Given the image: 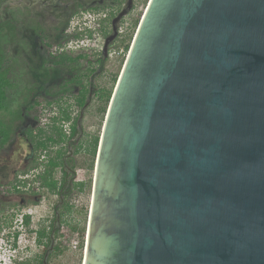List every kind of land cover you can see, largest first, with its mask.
<instances>
[{"label":"water","instance_id":"water-1","mask_svg":"<svg viewBox=\"0 0 264 264\" xmlns=\"http://www.w3.org/2000/svg\"><path fill=\"white\" fill-rule=\"evenodd\" d=\"M82 264H264V0L148 1L105 113Z\"/></svg>","mask_w":264,"mask_h":264},{"label":"rangeland","instance_id":"rangeland-1","mask_svg":"<svg viewBox=\"0 0 264 264\" xmlns=\"http://www.w3.org/2000/svg\"><path fill=\"white\" fill-rule=\"evenodd\" d=\"M149 0H131L130 11L123 16L120 25L115 23L117 30V42L106 46L107 56L102 65V74L95 79L96 87L103 88L113 92L118 74L122 68L126 56L118 54L119 49L123 46L130 45L133 38L136 26L146 8ZM128 0H124L122 11L127 8ZM112 2L109 0H5L0 8V20L10 19L12 17L21 21L25 17L27 25L38 26L39 30L45 32L47 39L57 44L65 41V27L71 18L80 12H111V9L106 7ZM99 5L101 8L98 11H90L93 6ZM102 9V10H101ZM127 9V10H129ZM119 14L115 15V18ZM69 24V23H68ZM27 25L21 24L19 29V42L11 49L10 55L16 60L13 64L16 66L15 78L17 79L16 88L11 94L13 100L10 101L11 109L26 108L29 104L32 90L33 95L43 94L47 88L61 82L63 75L57 68L51 66V60L46 57V52L41 47L37 35H35ZM125 28V29H124ZM112 34V33H111ZM121 44V46H120ZM98 46L103 49L105 42H99ZM128 51V50H127ZM84 64L81 65L83 67ZM41 79H45L42 83ZM43 81V80H42ZM43 85H41V84ZM40 86V87H39ZM13 105V106H12ZM98 104L96 102L88 108L84 118V130L87 134H98L101 129L103 115L96 112ZM28 118H23L18 123L15 134L12 140L6 147L0 151V184L5 185L14 178L16 173L21 171H32L30 176L35 175V167L30 160H26V155L31 156L30 146L25 140V131L29 124ZM79 162L82 159H78ZM85 166V163H84ZM77 179L88 178L92 172L84 173L80 167L77 169ZM84 173V174H83ZM21 176V177H20ZM90 186V185H89ZM90 187L84 191H76L74 197L69 201L71 207L69 212L63 216L64 223L62 224L60 238V252L53 254L48 260V264H82L84 255V227L86 225V217L91 202ZM18 198L15 197V200ZM54 203L53 199H40L38 205L34 209L33 221L34 226L39 227L42 223L40 220L46 215H49L50 206ZM3 205L0 203V206ZM17 219V218H16ZM3 229V228H2ZM0 230V264H10L13 253L12 249L3 245L2 233ZM24 235H21V243L19 249H16V259L30 258L38 251V260L42 255V246L35 248L31 239L24 241ZM18 255V253H20ZM10 259V260H9Z\"/></svg>","mask_w":264,"mask_h":264},{"label":"flooded vegetation","instance_id":"flooded-vegetation-1","mask_svg":"<svg viewBox=\"0 0 264 264\" xmlns=\"http://www.w3.org/2000/svg\"><path fill=\"white\" fill-rule=\"evenodd\" d=\"M130 9L127 10L125 14H127ZM120 12H122V8ZM120 12H118V14ZM125 14L123 16H125ZM106 15V18L101 22L99 28L107 30V34L103 35L97 29L100 34L99 42L103 41V43H106V40L112 35V22L115 19V16L110 18V13ZM123 16L118 19V26ZM68 25L69 24H67L65 28V35L67 38L70 36L67 33ZM117 28L115 25L116 35L113 40L109 41L110 44H115V42H117ZM128 49L129 47L127 50ZM103 50L104 47L99 52L91 48L67 51L69 52V56L67 57L82 53H88L91 57L86 59L83 63V67L74 66L72 63H67L66 66H54V68H57L60 74L63 75L61 82L47 88L43 94H38V108H40V115H38V139L43 147L41 146L38 149L36 161L33 163L35 166V175H33V177L30 176L32 171L25 172L22 175V183L24 186L21 187V190L24 193L19 195H0V203L3 204L0 206V230L3 228L2 243L15 253V255L11 256L12 260L9 259L10 264H38V251L30 258L20 257L18 262H15L14 259H16L17 254L15 250L19 249V245L22 241L21 235H24L26 239H31L35 248L42 246V259L39 258L42 260L41 264H43L45 254L49 252L46 261V264H48L50 257L57 253L55 248L60 246L59 236L61 235L62 224L64 223L63 216L71 209L69 201L74 197L75 192L79 191L78 187L80 186L82 190L79 192L90 187V192L92 194L94 167L102 125L112 95L109 91L96 87L94 84L95 79L102 74V65L107 56V51L104 53ZM47 58L54 61L48 56ZM89 64L91 66H89ZM91 67L93 68V72L86 77V70H89ZM39 80H41L40 82L42 83L45 81V79L41 78H39ZM81 86L85 87L87 92L82 106L78 107L76 103L80 95ZM107 94L108 98L105 102ZM94 102L98 104L96 112L101 114V116L103 115V120L100 132L89 136L84 130L83 123L88 108ZM26 158L27 161L30 160V162H32V157L30 155H26ZM78 159H82V161L79 162ZM50 163H55V167L51 170L52 180L56 183V192L54 193L49 192L46 187L41 185V178H43L45 173L49 170ZM78 167L84 170V173L92 172V175L87 179H77ZM37 176L38 182H34ZM32 186L38 187V195H32L30 193ZM15 197L18 199L15 200ZM42 198H46L47 200L54 198V203L50 206L49 212H47L49 215H46L40 220L42 223L39 227H35L33 213H35L34 209ZM20 217L21 225L17 223ZM87 222L88 216L86 217V225L84 227L83 246L85 245ZM41 231H45V233L48 234V238H44L41 242H38V233ZM26 239L24 240L25 242ZM19 254H21V252L18 253V255Z\"/></svg>","mask_w":264,"mask_h":264},{"label":"trees","instance_id":"trees-1","mask_svg":"<svg viewBox=\"0 0 264 264\" xmlns=\"http://www.w3.org/2000/svg\"><path fill=\"white\" fill-rule=\"evenodd\" d=\"M109 1V0H107ZM112 4H109L106 7H102L103 10L105 8L111 9L110 12V18L114 17L118 12H120L122 5L124 3V0H110ZM5 2V0H0V8L1 5ZM100 6L96 5L91 7L90 11H98L100 10ZM101 9V10H102ZM109 18V21H110ZM26 18L23 17L21 21H18L17 18L12 17L10 19L6 20H0V151L3 150L6 145L12 140L13 135L15 134V131L17 129L18 123L17 121H20L22 119L21 116V110H16L15 112H10L11 119L6 118L7 113V107L5 106L6 101V91L12 87V82L10 81V61H9V53L11 50V47L14 45L17 38H19V29L20 25L24 24L27 25ZM69 22H67L68 24ZM67 26V25H66ZM29 29L32 30V32L37 35L40 44L42 45L44 51L46 52L47 56L51 58L54 61H51V66H66L67 63H72L74 66H81L87 58L91 57L88 53H82L78 55H70L69 52H61L59 53L57 51L58 47H61L64 43H66L70 38H67L65 41H61L57 44L51 43L47 37L44 31L39 30L38 26H31L27 25ZM66 28V27H65ZM98 31L105 35L107 34V30L98 28ZM79 38L78 35H74L73 39ZM124 50H127L128 46H123ZM89 66H91L89 64ZM86 77L93 72V68H89V70H86ZM86 88L81 86V91L79 98L77 99L76 105L78 107L82 106L85 95H86ZM108 98V94L106 95L105 102ZM38 103V97H35L31 103L30 106L26 108V113L29 116V124L25 131V140L30 146L31 150V157H32V163L36 161V155L38 153V149L42 146V143L39 142L38 139V115H40V108ZM104 110V108H103ZM43 147V146H42ZM35 167V166H33ZM55 167V163H50V168L45 173V176L41 178V185L43 187H46L49 192H56V183L52 180V174L51 170ZM26 171H21L20 175H23ZM19 173H16L14 175V178L11 179L7 184L1 185L0 184V195H19L21 193H24L21 190V187L24 186L22 183V179L18 177ZM34 182H38V176L34 179ZM78 190L81 191L82 187H78ZM30 193L32 195H38V187L32 186ZM68 210V209H67ZM44 238H48V234L45 233V231H41L38 233V242H41ZM56 252H60V248L57 246L55 248ZM42 259V258H41ZM38 260V264H41L42 260Z\"/></svg>","mask_w":264,"mask_h":264},{"label":"built area","instance_id":"built-area-1","mask_svg":"<svg viewBox=\"0 0 264 264\" xmlns=\"http://www.w3.org/2000/svg\"><path fill=\"white\" fill-rule=\"evenodd\" d=\"M106 16V12H80L78 14H75L71 18L67 28V33L71 37L69 36L70 39L61 47H58L57 51L67 52L84 48H91L96 52L101 51L102 48L98 46L100 34L97 29L99 28L101 22L106 18ZM74 35H78L79 38L73 39ZM118 54L126 56L127 51L124 50L123 47H121ZM17 223L21 225V217L19 218Z\"/></svg>","mask_w":264,"mask_h":264},{"label":"crops","instance_id":"crops-1","mask_svg":"<svg viewBox=\"0 0 264 264\" xmlns=\"http://www.w3.org/2000/svg\"><path fill=\"white\" fill-rule=\"evenodd\" d=\"M19 42V38H17V40L15 41V43H14V45L15 44H17ZM39 43H40V41H39ZM14 45L12 46V47H14ZM41 45V44H40ZM12 47H11V49H12ZM41 47H42V45H41ZM43 48V47H42ZM10 53H11V50H10ZM10 53H9V61H10V67H11V70H10V81L12 82V87L11 88H9L7 91H6V96H7V98H6V101H5V106L7 107V113H5L6 114V118L7 119H11V114H10V112H15L16 110H18V108L16 109H11L12 107H11V104H10V101H12L13 100V97H12V93H13V91L15 90V88H16V82H17V79L15 78V72H16V70H17V68H16V66L13 64L14 62L16 63V60L15 59H13V57L10 55ZM46 55V54H45ZM47 57V56H46ZM30 95L29 96H31L30 97V101H29V104H27L26 105V108L28 107V106H30L31 105V103H32V101H33V99L35 98V97H38V94L37 95H33V92H32V90L30 91ZM13 106V105H12ZM26 108L24 109V110H22V109H20L19 108V110H21V116H22V119L20 120V121H17V122H21L22 120H23V118H28V114L26 113Z\"/></svg>","mask_w":264,"mask_h":264}]
</instances>
